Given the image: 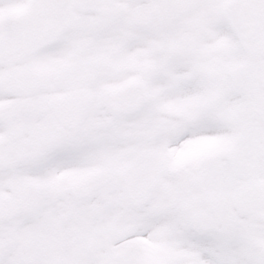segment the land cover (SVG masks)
Wrapping results in <instances>:
<instances>
[{
	"label": "snow or ice",
	"instance_id": "6c2138e0",
	"mask_svg": "<svg viewBox=\"0 0 264 264\" xmlns=\"http://www.w3.org/2000/svg\"><path fill=\"white\" fill-rule=\"evenodd\" d=\"M0 264H264V0H0Z\"/></svg>",
	"mask_w": 264,
	"mask_h": 264
}]
</instances>
